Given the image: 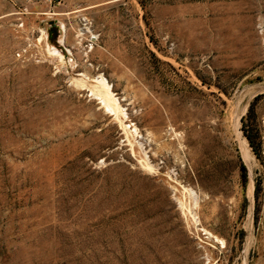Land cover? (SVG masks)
I'll list each match as a JSON object with an SVG mask.
<instances>
[{
    "label": "rangeland",
    "instance_id": "1",
    "mask_svg": "<svg viewBox=\"0 0 264 264\" xmlns=\"http://www.w3.org/2000/svg\"><path fill=\"white\" fill-rule=\"evenodd\" d=\"M0 264H264V0H0Z\"/></svg>",
    "mask_w": 264,
    "mask_h": 264
},
{
    "label": "bare ground",
    "instance_id": "2",
    "mask_svg": "<svg viewBox=\"0 0 264 264\" xmlns=\"http://www.w3.org/2000/svg\"><path fill=\"white\" fill-rule=\"evenodd\" d=\"M47 14H50V15L51 14H54V15H63V13H60V12H58V13L50 12V13H47ZM62 26H63L62 29L64 30L65 29V25H62ZM60 42H61V44L63 43V38L62 37L60 39ZM46 46H47L48 51H49V53L51 55H53L54 57H56V59H58L59 61H61L63 63L66 62L64 60L63 55L61 54L60 50L57 48L56 45H52L50 42H48ZM72 61H74V59ZM71 67H73V66H71ZM77 76H78V78H77L78 80H83V81H86L87 78H88L83 73H78ZM101 77L98 76V77H96V78H94L92 80L93 85L89 88V90L91 91V95L94 96L96 99H98L99 100V103L102 106H104L106 110H108L111 114L117 116L118 113H119V111H120V108H121L120 103H118L117 98L114 96L113 90L110 88V85L111 84H107L106 81L103 78H101ZM81 88L84 89V87H81ZM240 148H241V151H242V155L244 156L243 158L246 159V160H248L249 154H248V151H247V148H246L245 143H242V145H241ZM187 192H189V191H187ZM191 192H193V191H191ZM187 211L190 213V215L192 216V218H194V220H196V214H194V211L191 210V209H187Z\"/></svg>",
    "mask_w": 264,
    "mask_h": 264
},
{
    "label": "built area",
    "instance_id": "3",
    "mask_svg": "<svg viewBox=\"0 0 264 264\" xmlns=\"http://www.w3.org/2000/svg\"><path fill=\"white\" fill-rule=\"evenodd\" d=\"M44 3H46V4H48L49 6H53V5H55V4H57V3H59V2H61V0H42ZM81 23H82V28L83 29H86L87 31H89L91 34H90V38H89V45L91 46V47H89V48H93V43H95V41L96 40H94L95 39V35L92 33V31H90V27H91V23H90V20H89V18L88 17H86V16H83L82 17V21H81ZM68 50V49H67ZM66 50V51H67ZM61 51H63V49H61Z\"/></svg>",
    "mask_w": 264,
    "mask_h": 264
},
{
    "label": "trees",
    "instance_id": "4",
    "mask_svg": "<svg viewBox=\"0 0 264 264\" xmlns=\"http://www.w3.org/2000/svg\"><path fill=\"white\" fill-rule=\"evenodd\" d=\"M248 139H250V142L252 143V140L249 136H248ZM242 169H243L242 176H243L244 180H246L247 179V169H246L244 164H242Z\"/></svg>",
    "mask_w": 264,
    "mask_h": 264
}]
</instances>
